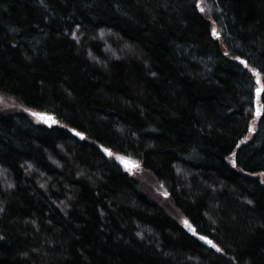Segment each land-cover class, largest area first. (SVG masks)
Masks as SVG:
<instances>
[{
	"label": "trees",
	"instance_id": "obj_1",
	"mask_svg": "<svg viewBox=\"0 0 264 264\" xmlns=\"http://www.w3.org/2000/svg\"><path fill=\"white\" fill-rule=\"evenodd\" d=\"M206 3L0 0V93L57 121L0 111V264H264V0Z\"/></svg>",
	"mask_w": 264,
	"mask_h": 264
},
{
	"label": "rangeland",
	"instance_id": "obj_2",
	"mask_svg": "<svg viewBox=\"0 0 264 264\" xmlns=\"http://www.w3.org/2000/svg\"><path fill=\"white\" fill-rule=\"evenodd\" d=\"M200 7L201 9H203L206 17L210 19V13L207 7L206 0H200ZM0 111L9 113H26L33 120H37L32 114V111L23 107L17 100L12 98L11 96L3 93H0ZM110 158L122 166L125 163H128V165L131 167L133 165V162L137 163V166L132 169V172L130 174L138 181L141 189L155 202H157L170 216L176 219L181 226H183L187 230L192 229L188 220L175 207L165 188L141 166L140 162L119 154H112ZM185 221H187L188 223L185 224Z\"/></svg>",
	"mask_w": 264,
	"mask_h": 264
},
{
	"label": "water",
	"instance_id": "obj_3",
	"mask_svg": "<svg viewBox=\"0 0 264 264\" xmlns=\"http://www.w3.org/2000/svg\"><path fill=\"white\" fill-rule=\"evenodd\" d=\"M257 84H258V87H257V90H256V97H255V115L257 117H260L263 114V103H262V100H261V96H262V92H263V85H262V82L260 80L257 81ZM36 114H38V115H34V114L33 115L41 123H44L46 125H51V124H56L57 123V121L51 115H48V114H45V113H40V112H37ZM74 134L76 135V131L74 132ZM76 136H78V135H76ZM79 137H80V139L82 138V136H79ZM103 150H104V152L106 153L107 156H110V151L108 149H107V151H105V148H103ZM136 166H137V163H134V162H133V165L131 167L128 165V163H125L122 166V168L124 169L125 172L131 173L132 172V169L134 167H136ZM189 231L191 233L194 232L193 229H190ZM201 240L203 242L211 245V243H208L206 240H204V239H201ZM213 247L216 248L217 250H219V248L216 247L215 245H213Z\"/></svg>",
	"mask_w": 264,
	"mask_h": 264
},
{
	"label": "snow or ice",
	"instance_id": "obj_4",
	"mask_svg": "<svg viewBox=\"0 0 264 264\" xmlns=\"http://www.w3.org/2000/svg\"><path fill=\"white\" fill-rule=\"evenodd\" d=\"M201 11H203V9H201ZM244 63L246 64L247 62L244 61ZM34 115H38V114L34 113ZM73 131L75 132V129H73ZM76 135H78V136H82L83 134H82V133H79V132H76ZM105 151H107V149H105ZM233 164H235V161H233ZM187 223H188V222L185 221V224H187ZM189 226H190V225H189ZM201 239L206 240L208 243H212L210 240L207 239V237H201Z\"/></svg>",
	"mask_w": 264,
	"mask_h": 264
}]
</instances>
